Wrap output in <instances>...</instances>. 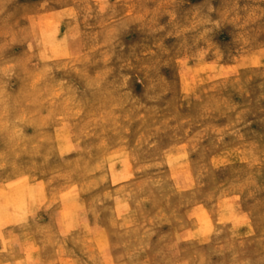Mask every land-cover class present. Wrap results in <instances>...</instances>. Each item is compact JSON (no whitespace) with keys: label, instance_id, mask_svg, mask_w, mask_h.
Returning a JSON list of instances; mask_svg holds the SVG:
<instances>
[{"label":"clouds","instance_id":"obj_1","mask_svg":"<svg viewBox=\"0 0 264 264\" xmlns=\"http://www.w3.org/2000/svg\"><path fill=\"white\" fill-rule=\"evenodd\" d=\"M183 5L188 8L181 12ZM165 17L166 23H161ZM50 21L56 22L55 31L49 29ZM60 26L65 29L62 36ZM134 31L142 39L130 43ZM53 35L59 39L54 41ZM255 57L262 61L259 68L253 67ZM208 61L246 70L230 73V79L202 88L199 94H185L177 87L178 75H193L189 62L199 66ZM12 76L21 82L15 92ZM184 105L187 110L182 112ZM222 117L229 119L227 129L217 127ZM138 122L140 128L155 126L156 132L185 138L187 131L199 129L188 138L198 157L201 134L212 137L214 146L217 138L222 142L232 135L244 144L246 164L217 170L198 158L192 180L177 192L162 173L136 183L133 172L142 176L152 167L140 159L143 141H137L132 148L137 166L125 176L134 187L121 190L122 198L131 201L135 196L139 207L146 200L166 204L176 197L173 214L185 204L207 205L211 222L205 227L188 217L181 223L187 230L180 237L161 232L155 241L151 229L114 224L125 230L113 232L112 243L99 250L85 243L87 258L72 264H264V130L252 127L264 129V0H0L4 184L40 172H51L56 179L62 171L75 170L73 165L79 168V161L67 158L64 137L69 133L75 140L71 151L90 153L91 148L81 147L84 141L109 139L111 134L127 144ZM64 124L68 129L49 131L52 125ZM28 128L34 129L31 135ZM225 185L235 205L230 219L216 212L215 192L210 191ZM41 206L30 202L19 220L9 223L10 228H20L25 239L15 232L4 239L0 264H42L33 258L37 244L27 231ZM161 221L168 223L163 217ZM69 236L61 226L52 241L57 258L48 264H68L63 252ZM17 247L25 258H18Z\"/></svg>","mask_w":264,"mask_h":264},{"label":"rangeland","instance_id":"obj_2","mask_svg":"<svg viewBox=\"0 0 264 264\" xmlns=\"http://www.w3.org/2000/svg\"><path fill=\"white\" fill-rule=\"evenodd\" d=\"M187 8L188 5L181 6V12ZM166 21L167 17L162 19L161 23H166ZM48 26L49 29L56 30L55 21H50ZM64 30L63 26L59 27L58 31L61 36ZM52 38L54 41L59 39L55 35ZM141 39V34L135 31L129 38L130 43L139 42ZM261 63L259 57L253 59L254 68H259ZM245 70L233 64H215L208 61L198 66L189 62L188 71L193 75L191 78L183 73L178 75L177 87L185 94H199L202 88L217 85L224 79H230V73ZM7 71L11 73L14 70ZM210 76L214 78L210 79ZM11 84L13 92L18 91L21 86L20 80L15 76L11 77ZM233 99L236 103H242L239 96H233ZM186 110L187 106L184 105L181 111ZM42 111L46 117L48 106L45 105ZM228 125L227 117H222L217 122V127L221 129H227ZM57 127L68 129L69 124L52 125L49 131L55 134ZM252 127L257 131L264 130L256 124ZM26 131L31 135L34 129L28 128ZM75 131L78 132V129ZM199 131V129L187 131V137L191 138ZM149 136L150 140L147 139ZM109 137L104 140L91 137L90 140L81 144V147L91 148V152L77 153L71 151L75 140L69 133L64 137L67 158L79 161V168L73 165L75 170L62 171L56 179L52 178L51 172H40L34 176H25L18 181L4 184L3 177L0 176V247L3 246L4 239H10V234L13 232L20 236L21 241L25 239L20 228L13 229L8 225L13 218L19 220V215L24 213L30 202H39L42 205L35 218L30 219V227L27 229L37 244L33 258L39 259L42 264H48L50 260L57 258L56 248L52 241L58 236L61 226L70 234L69 242L63 252V259L68 264L87 258L85 243L93 244L97 250L110 245L113 232L125 230L114 227V224L116 226L120 224L142 226L141 231L151 229L154 233V241L158 239L161 232L180 237L181 232L187 230L181 228V223H187L188 217L206 227L211 222L207 205L201 208L185 204L179 212L173 214L176 197L171 198L166 204L146 200L139 207H137L135 196L131 201L122 198L121 190L126 193L134 187L133 180L125 179V176L133 172L137 166L136 161L132 159V148L137 146V141H143L138 152L140 159L146 160L152 167L146 169L142 176L133 172L136 176V183H139L140 179L156 178L157 173H162L169 178V183L177 192L182 191L192 180L193 161L198 158L217 170L239 168L246 164L244 144L232 135L224 136L222 142L217 138L215 141L217 146H214L212 137L201 134L198 145V152L201 153L199 157L197 153L191 151L188 138L177 137L163 130L156 132L155 126H152L151 130L148 126L140 128L139 122L132 126L127 144L111 138V134ZM213 137H218V134H213ZM96 145L98 147H95ZM85 186H88L87 192L83 191ZM226 187L227 185L219 189L212 187L210 191L215 192L213 203L218 205L216 212L230 219L235 213V205L233 194L226 192ZM106 194L112 195L113 198L108 199ZM240 198L243 199V197ZM93 201L96 203L94 204ZM85 211H87L86 218L84 217ZM161 217L168 223H163ZM236 218L239 219V217ZM188 227L190 228V225ZM246 227L241 221L242 234L246 235ZM75 240L83 243L77 244ZM16 251L18 258H25L19 247Z\"/></svg>","mask_w":264,"mask_h":264}]
</instances>
